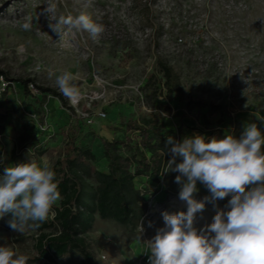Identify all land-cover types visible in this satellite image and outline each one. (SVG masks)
<instances>
[{
  "label": "rangeland",
  "instance_id": "rangeland-1",
  "mask_svg": "<svg viewBox=\"0 0 264 264\" xmlns=\"http://www.w3.org/2000/svg\"><path fill=\"white\" fill-rule=\"evenodd\" d=\"M49 4L57 18L84 13L103 25L104 32L95 40L87 32H77L58 41L45 12ZM25 22L31 23V30L22 29ZM158 58L173 68L186 96L205 103L200 112H206L208 103L220 104L223 110L221 123L218 113L207 114L206 125L196 109L182 110L171 100L170 113H161L168 125L182 124L188 136L209 139L226 134L238 138L250 122L264 131V0H0V69L11 78L31 77L56 90L50 70L76 76L79 99H65L81 119L77 142L95 154L92 164L97 169H105L106 162L89 127L102 136H119L127 119L147 114L144 84L150 73L162 90ZM29 89L31 94L25 95L21 84L13 81L0 99V164L5 167L29 160L40 163L42 158L52 165L76 122L57 97L31 84ZM158 100L165 101L160 96ZM142 183L144 187L148 182ZM158 188L136 233L112 220L96 219L85 236L98 264H148V240L164 226L161 213L186 211L179 195L169 196ZM197 188L201 196L195 199L208 196L199 182ZM219 209L227 211L206 202L195 226L210 224ZM10 219L0 218V246L26 255L27 264H45L31 261L37 230L14 231L8 226ZM57 230L55 225L45 231Z\"/></svg>",
  "mask_w": 264,
  "mask_h": 264
},
{
  "label": "clouds",
  "instance_id": "clouds-1",
  "mask_svg": "<svg viewBox=\"0 0 264 264\" xmlns=\"http://www.w3.org/2000/svg\"><path fill=\"white\" fill-rule=\"evenodd\" d=\"M45 12L58 41L77 32H87L95 40L104 32L103 25L84 13L57 18L51 4ZM21 27L29 31L31 23ZM53 76L70 103L79 99L73 73L65 70L56 75L50 70L49 78ZM166 152L171 158L164 172L179 173L175 183L180 185L179 199L186 203V211L161 213L164 226L148 240V264H264V131L250 122L238 138L233 134L210 139L194 134L181 140L168 136ZM178 158L182 162L177 163ZM198 182L211 193L203 200L194 196ZM229 196L227 211L219 209L210 224L195 226L206 202L215 206ZM60 199L56 173L47 159L6 166L0 175V218L11 214L8 226L14 231L38 229ZM28 259L0 246V264H27Z\"/></svg>",
  "mask_w": 264,
  "mask_h": 264
},
{
  "label": "trees",
  "instance_id": "trees-1",
  "mask_svg": "<svg viewBox=\"0 0 264 264\" xmlns=\"http://www.w3.org/2000/svg\"><path fill=\"white\" fill-rule=\"evenodd\" d=\"M156 65L161 74L162 90L155 85L156 75L150 73L144 84L150 109L147 114L139 119H127L122 124L124 133L111 140L89 128L100 142L105 169L95 168L92 164L95 154L77 142L82 133L81 119L60 91L39 85L31 77L11 78L0 69V75L9 82V87L13 81H17L22 86V92L30 95L29 84H32L38 91L57 97L61 108L68 110L76 120L66 132L62 154L52 164L61 199L53 206V216H49L36 229L38 234L33 244L32 262L98 264L85 236L97 218L112 220L134 234L146 217L148 200L158 193V186L169 196L179 195L180 185L175 183L179 173L164 172L168 167L167 160L171 158L166 152V140L168 136L181 140L187 134L182 124L176 128L168 125L161 113H170L168 101L177 100L182 110L196 109L197 115L208 125L207 114L218 113L220 118L217 123H221L223 110L220 104L208 103L206 112H200L205 103L185 95L173 68L159 58ZM159 96L165 101L158 100ZM2 130L0 127V134ZM14 153L12 150L10 158L14 157ZM179 162H182V158L177 159ZM4 167V164H0V174H3ZM143 181L148 182L144 187ZM205 190L210 196L209 190ZM194 196L200 197L201 194L197 192ZM229 199L226 197L215 203L225 206ZM7 215L11 217V214ZM55 225L58 228L56 232L45 231Z\"/></svg>",
  "mask_w": 264,
  "mask_h": 264
},
{
  "label": "built area",
  "instance_id": "built-area-1",
  "mask_svg": "<svg viewBox=\"0 0 264 264\" xmlns=\"http://www.w3.org/2000/svg\"><path fill=\"white\" fill-rule=\"evenodd\" d=\"M30 85V84H29ZM32 85V84H31ZM33 86V85H32ZM9 89V82L0 75V97ZM77 102V101H75ZM100 116L103 117L104 113H100ZM53 216V213L51 214ZM103 257V256H102Z\"/></svg>",
  "mask_w": 264,
  "mask_h": 264
},
{
  "label": "crops",
  "instance_id": "crops-1",
  "mask_svg": "<svg viewBox=\"0 0 264 264\" xmlns=\"http://www.w3.org/2000/svg\"><path fill=\"white\" fill-rule=\"evenodd\" d=\"M89 127V126H88ZM89 128H91L95 133H96V130H95V128L93 127V126H91V127H89ZM111 132H112V130H111ZM99 135V134H98ZM100 136H102V135H100ZM103 137H105L106 139H108V140H111V139H113L114 137H116V136H113V134L111 135V134H109V136H107V135H104ZM98 139V138H97ZM99 149H101L100 147H99Z\"/></svg>",
  "mask_w": 264,
  "mask_h": 264
}]
</instances>
